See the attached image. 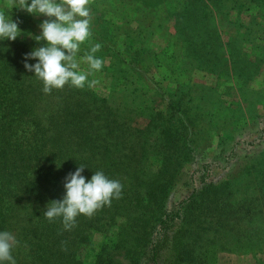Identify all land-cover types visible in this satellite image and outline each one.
I'll return each mask as SVG.
<instances>
[{
    "label": "rangeland",
    "instance_id": "374dc122",
    "mask_svg": "<svg viewBox=\"0 0 264 264\" xmlns=\"http://www.w3.org/2000/svg\"><path fill=\"white\" fill-rule=\"evenodd\" d=\"M89 8L91 35L76 55L77 70L87 74L84 87L104 99L107 117L121 123L119 131L118 123L108 125L110 141L120 135L123 159L134 154L144 163L109 177L123 187L137 170L134 188L150 181L159 190L147 208L116 209L107 238L98 234L94 244H117L110 253L127 264L143 255L164 212L191 199L156 264H264V0H90ZM0 11L21 29L11 41L21 66L43 43L34 36L46 17L6 0ZM97 43L94 56L103 64L92 70L85 57ZM29 167L27 181L37 177ZM29 190L22 186L12 198L7 231L18 241L16 264H31L37 195ZM81 247L73 248L75 258L92 264L96 245Z\"/></svg>",
    "mask_w": 264,
    "mask_h": 264
},
{
    "label": "trees",
    "instance_id": "16d2710c",
    "mask_svg": "<svg viewBox=\"0 0 264 264\" xmlns=\"http://www.w3.org/2000/svg\"><path fill=\"white\" fill-rule=\"evenodd\" d=\"M20 50L10 40L0 41V231L8 230L12 198L26 185L30 187L29 192L37 195L31 213L35 223L34 227L30 224L29 230L34 236L30 240L31 264H83L73 253V248L80 252L82 245H96L92 264H122L109 250L117 244H94V237L99 234L107 238V232L103 231L111 227L113 212L121 205L147 208L159 190L150 181L143 191L134 188L131 180L138 173L134 170L130 181L122 187L119 199H113L111 206H104L92 217L77 216L71 230H64L62 218L50 222L44 216L48 203L65 195V177L80 165L85 167L82 175L90 179L96 171H103L108 178L122 177L129 174V165L141 169L144 163L134 154L130 161L123 159L125 144L120 141V135L114 142L110 141L109 134L114 132L108 125L114 129V123H118L119 131L121 123L107 117L105 113L109 114V110L107 105H102L104 99L96 98L86 87L70 84L44 93L42 81L25 69V62L21 66L16 64ZM151 128L156 130L157 126ZM165 143L169 144V140ZM143 148L144 144L136 151ZM30 164L37 177L27 181L25 175L32 171ZM200 180L204 182V176ZM190 200L180 201L176 208L164 212L158 227L149 232L143 255L132 257L127 264L157 263L165 246L174 243V236L166 234L177 220L182 225L184 205ZM23 245L28 246L26 241Z\"/></svg>",
    "mask_w": 264,
    "mask_h": 264
},
{
    "label": "clouds",
    "instance_id": "9594fccd",
    "mask_svg": "<svg viewBox=\"0 0 264 264\" xmlns=\"http://www.w3.org/2000/svg\"><path fill=\"white\" fill-rule=\"evenodd\" d=\"M90 0H6L11 9L16 8L34 16L46 17L39 25L40 34L34 36L41 46L25 55L24 67L42 81L44 93L62 89L66 84L83 88L87 74L78 71L76 55L91 35ZM18 22L6 17L0 11V41H15L20 36ZM101 48L97 43L85 57L92 70H100L103 61L94 56ZM28 60H37L35 64ZM84 166L65 177V195L60 200L48 203L44 216L51 222L62 218L64 230L76 225V217H92L104 206H111L113 199H119L122 185L118 180L108 178L103 171H96L90 179L82 175ZM18 241L8 231H0V264H16L12 255Z\"/></svg>",
    "mask_w": 264,
    "mask_h": 264
}]
</instances>
